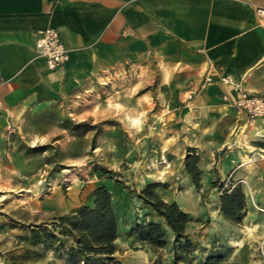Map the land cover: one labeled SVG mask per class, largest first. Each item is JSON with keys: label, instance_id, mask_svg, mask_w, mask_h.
I'll return each instance as SVG.
<instances>
[{"label": "rangeland", "instance_id": "1", "mask_svg": "<svg viewBox=\"0 0 264 264\" xmlns=\"http://www.w3.org/2000/svg\"><path fill=\"white\" fill-rule=\"evenodd\" d=\"M157 82L155 62L139 72L106 71L83 89L17 119L0 153V264H72L67 250L73 240L60 234L57 219L91 204L94 189L102 185L111 194L118 237L110 256L86 264H203L212 254L223 256L221 264H264V119L240 127L230 113V127L223 128L226 116L216 121L212 112H172ZM183 97L188 102L186 91ZM210 147L214 174L208 180L201 174L196 188L184 157L190 149L199 157L210 154ZM225 155L230 168L218 171ZM149 183L159 184L155 193L189 214V254L172 248L168 230V243L159 249L130 235L133 225L159 220L137 196ZM236 184L246 203L235 224L219 212V196Z\"/></svg>", "mask_w": 264, "mask_h": 264}, {"label": "crops", "instance_id": "2", "mask_svg": "<svg viewBox=\"0 0 264 264\" xmlns=\"http://www.w3.org/2000/svg\"><path fill=\"white\" fill-rule=\"evenodd\" d=\"M257 7L264 0H0V153L8 127L14 131L23 113L50 106L106 71L139 72L151 62L170 111L212 112L216 121L226 116L223 128L230 127V113L240 127L258 125L232 105L237 88L220 80L227 76L264 95V23ZM45 27L59 31L69 54L53 70L34 48L36 31ZM191 89L195 94L183 103V91ZM210 148L199 160L206 180L214 174ZM228 162L225 155L216 169L228 171Z\"/></svg>", "mask_w": 264, "mask_h": 264}, {"label": "trees", "instance_id": "3", "mask_svg": "<svg viewBox=\"0 0 264 264\" xmlns=\"http://www.w3.org/2000/svg\"><path fill=\"white\" fill-rule=\"evenodd\" d=\"M200 157L194 149H190L183 160V167L196 188L200 186L202 171L199 167ZM159 184H147L138 193L159 219L149 220L143 224L130 227L129 233L136 240L153 249L165 247L168 243L166 230L172 235V248L183 255L193 250V243L186 232L190 220L189 214L183 211L175 201H165L155 193ZM91 204H83L70 213L58 217L60 234L69 235L73 244L67 254L72 264L78 260L87 263L90 259L101 260L110 256L115 250L118 237V226L115 211L111 202V194L105 186L93 191ZM245 195L239 184L223 188L219 196V212L231 223H240L245 215ZM33 236L39 241V231L33 229ZM50 239L54 235H48ZM223 256L212 254L206 257L203 264H221Z\"/></svg>", "mask_w": 264, "mask_h": 264}, {"label": "built area", "instance_id": "4", "mask_svg": "<svg viewBox=\"0 0 264 264\" xmlns=\"http://www.w3.org/2000/svg\"><path fill=\"white\" fill-rule=\"evenodd\" d=\"M256 13L264 23V7H257ZM34 44L37 57L41 58L47 70H53L64 65L68 60V49L65 47L62 37L58 30L53 27H45L36 31ZM221 82L232 84L237 88V96L231 99L232 105L242 111L251 119L264 117V95H257L239 87L227 76L220 78ZM206 82H211V77H206ZM195 94L194 90H189L187 98L191 99ZM12 126L8 130L12 131Z\"/></svg>", "mask_w": 264, "mask_h": 264}, {"label": "bare ground", "instance_id": "5", "mask_svg": "<svg viewBox=\"0 0 264 264\" xmlns=\"http://www.w3.org/2000/svg\"><path fill=\"white\" fill-rule=\"evenodd\" d=\"M260 210H261L262 212H264V208L261 207Z\"/></svg>", "mask_w": 264, "mask_h": 264}]
</instances>
